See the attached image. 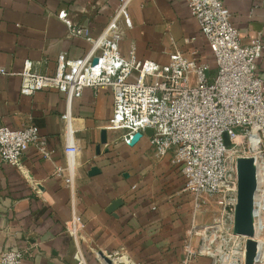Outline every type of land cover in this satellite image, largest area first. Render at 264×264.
Here are the masks:
<instances>
[{"label":"crops","instance_id":"crops-1","mask_svg":"<svg viewBox=\"0 0 264 264\" xmlns=\"http://www.w3.org/2000/svg\"><path fill=\"white\" fill-rule=\"evenodd\" d=\"M243 40L259 35L264 40L262 0H222ZM117 0H0V123L12 127L32 121L51 149L42 156L34 144L22 154L23 170L0 161V250L25 248L20 264H180L182 241L191 220L192 198L184 188L180 166L171 152L153 153L148 133L126 143L122 129L109 126L112 93L107 85L85 86L71 99V122L78 146L73 189L53 172L64 163V122L60 113L65 94L53 87L30 94L19 91L26 57L39 60L40 71L54 69L57 54H83L89 42L70 35L56 11L65 8L91 33L101 31ZM131 25L124 27L119 48L127 54L132 43L139 57L167 59L173 48L194 52L213 74L216 64L209 44L186 0H131ZM187 37L188 39H185ZM264 78V47L257 59ZM106 128V140L100 130ZM99 149L96 151V145ZM99 170L88 173L90 165ZM120 202L111 210L108 204ZM85 221L78 243L65 231L63 221L71 208ZM205 214H202V217ZM197 214V219H200ZM109 257V256H108ZM131 259V260H130ZM126 260V261H125ZM212 257L197 254L189 264H211Z\"/></svg>","mask_w":264,"mask_h":264},{"label":"built area","instance_id":"built-area-1","mask_svg":"<svg viewBox=\"0 0 264 264\" xmlns=\"http://www.w3.org/2000/svg\"><path fill=\"white\" fill-rule=\"evenodd\" d=\"M130 2L117 0L97 34L91 33L87 24L76 22L65 8L58 9L56 15L66 24L68 33L86 39L88 49L76 56L60 51L50 72L38 69L39 60H23L20 93L53 87L65 94V107L60 113L65 161L55 164L53 172L73 189L78 146L71 122V99L80 95L85 86L107 85L112 93L109 126L122 129L120 136L126 143L134 131L143 133L151 127L148 137L153 153L161 156L170 151L171 161L180 166L184 188L192 198L180 264H189L200 253L210 255L211 264H245L248 235L233 231L236 157L251 155L255 163L251 237L259 240L264 238V78L257 73V59L264 40L259 35L243 40L222 0H186L212 51L216 64L212 75L207 72L208 64L197 60L194 52L177 47L167 51L165 61L137 56L134 43L123 54L118 42L124 33L123 25H131ZM7 72L10 70L0 65V73ZM29 144H34L42 156L50 157L51 149L36 123L29 121L20 127L0 123V161L23 170L22 154ZM207 204L213 206L211 214L197 222L198 210ZM63 225L78 243L85 221L74 207ZM196 233L201 238L198 244L194 240ZM217 237L228 247L213 246ZM24 251L23 247L0 250V264H20ZM106 254L115 259L114 252ZM76 264H84L81 254ZM253 264H264V257Z\"/></svg>","mask_w":264,"mask_h":264},{"label":"water","instance_id":"water-1","mask_svg":"<svg viewBox=\"0 0 264 264\" xmlns=\"http://www.w3.org/2000/svg\"><path fill=\"white\" fill-rule=\"evenodd\" d=\"M96 60V58H94ZM145 132L150 134L151 127H146ZM142 134L141 130L133 132L129 143L135 142ZM106 140V128L102 127L100 130V141ZM224 141L228 142V136L224 133ZM99 149V144L96 145V151ZM237 167V200L234 208L233 231L236 233H243L248 235L246 239V258L247 264H253L251 261L253 253L254 239L251 237L254 233L253 225V202L254 191L256 188L255 163L251 155H238L236 157ZM99 170L98 166L92 164L88 168V173H94ZM120 199L114 198L107 206V209H113ZM105 260L109 264H113L110 257L104 255Z\"/></svg>","mask_w":264,"mask_h":264},{"label":"rangeland","instance_id":"rangeland-1","mask_svg":"<svg viewBox=\"0 0 264 264\" xmlns=\"http://www.w3.org/2000/svg\"><path fill=\"white\" fill-rule=\"evenodd\" d=\"M204 207H206V208H204ZM212 208H213V206L211 204H207L206 206H202V209L198 210V214L201 216H200V219H197V222H203L204 220H206L208 218V216L211 214ZM203 213L205 215L202 217ZM194 240H195V244H198L201 241L199 233L195 234ZM212 243H214V244H212L213 246H217V247L221 246L223 249L228 247L227 243L224 242V240H222V238H220V237H217L216 239H214Z\"/></svg>","mask_w":264,"mask_h":264},{"label":"bare ground","instance_id":"bare-ground-1","mask_svg":"<svg viewBox=\"0 0 264 264\" xmlns=\"http://www.w3.org/2000/svg\"><path fill=\"white\" fill-rule=\"evenodd\" d=\"M262 221L264 222V219ZM245 253H246V243H245ZM263 257H264V238L261 237L259 240L255 239L254 241L251 261L254 263L255 261L262 259ZM245 264H247L246 261Z\"/></svg>","mask_w":264,"mask_h":264}]
</instances>
